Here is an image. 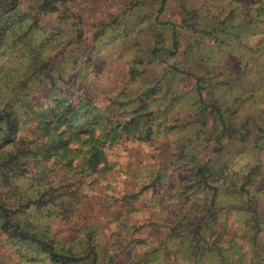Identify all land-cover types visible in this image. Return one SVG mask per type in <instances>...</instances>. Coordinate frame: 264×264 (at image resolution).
Wrapping results in <instances>:
<instances>
[{
	"label": "trees",
	"instance_id": "trees-1",
	"mask_svg": "<svg viewBox=\"0 0 264 264\" xmlns=\"http://www.w3.org/2000/svg\"><path fill=\"white\" fill-rule=\"evenodd\" d=\"M66 1L0 0V236L4 237L0 239V250L11 254H5L8 259H0V264H114L111 256L98 252L87 232L77 230L68 243L52 232L54 219L73 214L78 191L68 188L63 180L56 182L50 178L48 166H64L73 177L78 173L108 172L112 168L105 151L109 145L121 138L151 141L169 127L167 121L173 110L154 107L158 104L169 107L173 103L168 97L177 93L174 86L187 73L183 67L188 53L182 52V45L194 50L211 38L216 47L248 49L251 45L244 42L263 33L257 31L256 23L264 12V1L253 10L255 19L235 12L237 0H227L225 6L230 9L224 16L221 10L208 15L196 9L181 14L179 21H172L157 15L166 0H154V5L140 0L119 15L133 19L125 22V26L122 24L119 42L121 48L132 53L127 73L130 85L102 108L88 104L79 112V101L54 90L59 83L66 84L63 73L69 62H64L67 58L61 54L68 44L38 25L40 14L61 11ZM117 21L116 16L112 24ZM182 53L185 58L177 60ZM51 61L62 63L63 73L58 69L59 74L51 75L56 69ZM72 64L76 65V61ZM143 65L159 69L148 78ZM85 76L86 73H81V78ZM134 84L138 85L136 89ZM43 86L49 90L48 99L35 100L32 93ZM197 91L200 90H195L199 104L195 109L185 110L188 128L179 131L181 156H187L197 142L214 141L219 148L213 149V156L207 159L191 156L190 177L177 190L185 193L196 188L197 194L205 191V204L209 203L197 223L179 221L171 227L166 242L172 245H160L158 252L145 253L153 256L146 264H165L162 256L169 255L192 264H264V260L248 258L244 245L237 244L233 237L222 244L231 216L239 217V239L243 244L256 247L264 231V212L255 208L231 210L230 215L224 211L227 204L246 200L254 180L264 173L259 158L264 157V125L258 127L253 165L235 168L217 160L213 164L212 158L230 135L228 124L238 119V110H224L218 101L212 104V110H204L206 105ZM27 123L35 125L31 138L19 135ZM240 126L245 127L243 123ZM30 168L36 172L30 174ZM212 208L219 213L214 215ZM135 263L141 264L139 260Z\"/></svg>",
	"mask_w": 264,
	"mask_h": 264
},
{
	"label": "rangeland",
	"instance_id": "rangeland-1",
	"mask_svg": "<svg viewBox=\"0 0 264 264\" xmlns=\"http://www.w3.org/2000/svg\"><path fill=\"white\" fill-rule=\"evenodd\" d=\"M139 1L67 0L60 7L61 11L38 16L39 26L46 31H53L56 38L68 44L64 45L66 48L61 54L67 58L64 62H69L65 72L60 65L62 63L51 61L56 69L50 73L59 74L60 69L61 73L66 74V84L59 83L54 90L63 91L74 101H79V112H83L84 106L88 104L102 108L111 97L130 85L127 73L132 53L121 48L119 42L122 26L133 19L131 17L130 21L119 15ZM237 1L239 4L235 12L255 19L253 10L264 0ZM146 2L154 5V0ZM226 3L227 0H166L164 9L157 15L163 20L179 21L181 14L186 11L201 9L208 15L221 10L224 16L230 9L225 6ZM115 15L118 23L112 24ZM258 19L257 31L263 33L254 34L244 42L247 46L251 45L248 49L225 45L216 47L211 38H206L194 50L182 45V52L188 53V61L184 62L183 67L187 73L174 86L179 94H170L168 97L173 103L169 107L164 104L154 107V110L173 112L168 117L169 127L157 133L153 141L126 138L115 141L105 149L112 168L102 175L77 172L78 175L73 177V173L64 166H48L50 178L56 182L63 180L68 188L78 191L73 214L56 218L51 225L52 232L62 242H70L76 231L81 230L91 235L92 244L97 246L98 252L111 256L114 264H136L135 260L146 264L153 256L145 253L157 251L160 245H172L166 242L171 227L179 221L197 223L209 203L205 204L206 192L201 190L197 194L196 188H191L180 193L177 186L190 177L193 168L191 156L207 159L213 156V149L219 148V144L214 141L197 142L187 156H181L182 139L179 131L188 128V113L185 110L195 109L199 104L195 96L197 89L202 100L206 101H202L206 105L204 110H212V104L217 101L224 110H238V119L228 124L230 135L220 145L222 147L217 156L212 158V163L217 160L238 168L256 162L255 138L258 127L264 125V12ZM185 53L178 56L177 60L185 58ZM73 60L76 65L72 64ZM157 69L159 67L153 65L144 66L145 77L150 78ZM81 73H86V76L81 78ZM256 73L257 78L254 77ZM137 87V84L133 85V89ZM32 95L35 100L46 101L49 90L43 86ZM242 123L245 127L240 126ZM208 124L210 127V119ZM34 128L33 123H27L19 135L31 138L30 132ZM259 158L264 165V157ZM35 172V168H30V174ZM224 207V211L230 215L231 210L255 208L264 212V173L254 180L246 200L232 202ZM211 211L214 215L219 213L216 208ZM238 220V215L236 218L230 217L222 244L225 245L233 237L237 244L244 245L243 251L248 258L264 260V231L260 233L256 247L243 244L244 241L239 239ZM219 229L216 226V230ZM3 238L0 236V239ZM5 254L11 255L1 249L0 259H8ZM162 257L166 260L165 264H192L189 260L176 259L172 255Z\"/></svg>",
	"mask_w": 264,
	"mask_h": 264
}]
</instances>
